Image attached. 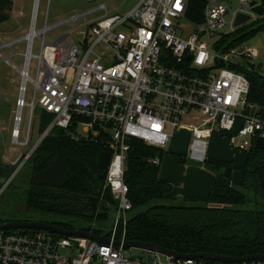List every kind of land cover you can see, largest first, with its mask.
I'll use <instances>...</instances> for the list:
<instances>
[{"label":"built area","instance_id":"1","mask_svg":"<svg viewBox=\"0 0 264 264\" xmlns=\"http://www.w3.org/2000/svg\"><path fill=\"white\" fill-rule=\"evenodd\" d=\"M38 1L33 2L28 32L0 44L1 49L26 42L22 67L7 60L21 76L12 142H30L35 112L39 124L42 112L50 118L27 156L55 127L73 126L75 138L108 134L110 157L91 215L84 228L70 229L107 241L46 230L3 229L0 264H264L257 259L227 262L165 255L164 260L143 261L128 257L123 246L132 210L124 180L132 139L168 154L179 130H188L185 166L189 160H207L214 132H221L235 151L248 152L256 139L264 141V119L256 114L257 106L248 103L249 81L236 69L254 64L260 71L253 61L258 49L240 43L224 50L223 42L225 35L264 20L263 0H198L200 6L189 0H139L123 13L111 12L102 0H84V10L36 29ZM239 15L247 19L236 24ZM66 24L79 29L76 36L67 28L46 43L47 30ZM34 36L40 37L37 54L31 52ZM31 57L37 59L33 78L28 74ZM27 81L33 85L28 102ZM24 108L29 119L21 140ZM237 120L240 128L229 136ZM166 154L150 156L147 162L161 167ZM101 212L106 217H100Z\"/></svg>","mask_w":264,"mask_h":264},{"label":"trees","instance_id":"2","mask_svg":"<svg viewBox=\"0 0 264 264\" xmlns=\"http://www.w3.org/2000/svg\"><path fill=\"white\" fill-rule=\"evenodd\" d=\"M189 2L200 6L198 0ZM11 4L10 0H0V23L9 19L5 11L11 9ZM263 10L264 0L260 12ZM263 31L264 20L241 27L225 35L223 42L227 44L224 50ZM236 69L249 81L248 103L257 106L256 114L264 119V74L254 64ZM49 118L48 113H41L39 131ZM72 133L73 126L53 128L33 151L29 168L34 173L60 158L74 179L61 189L34 185L29 181L25 191L29 211L40 217L38 221L66 230L84 228L81 221L89 219L91 210L84 212L74 200L94 192L92 183H97L100 171L96 159L100 152L108 149L107 133L81 138L73 137ZM130 143L124 172L132 202L126 226L127 240L144 241L184 254L212 253L232 257L264 254V209L258 205L259 201L264 203V149H258L254 144L250 146L241 186H231L226 194L210 193L204 199L181 197L185 202L174 204L171 202L176 196L169 195L172 185L160 181V167L147 162L148 157L163 156L168 151L148 146L137 139ZM179 162L185 164L186 160L181 157ZM211 163H216L212 167L215 173L226 165L208 159L205 161L207 166ZM105 199L111 200L108 193H105ZM99 216L106 217L102 212Z\"/></svg>","mask_w":264,"mask_h":264},{"label":"rangeland","instance_id":"3","mask_svg":"<svg viewBox=\"0 0 264 264\" xmlns=\"http://www.w3.org/2000/svg\"><path fill=\"white\" fill-rule=\"evenodd\" d=\"M13 6L6 10L9 19L0 23V44L3 41L14 40L23 36L29 30L30 13L33 8L34 0H12ZM139 0H102L108 9L115 12L123 13L131 6L136 4ZM237 6V1L232 3V7ZM48 8V19L45 22V13ZM87 8L84 0H39L37 8V20L35 28L41 29L44 24H54L58 20L65 18L71 14L80 12ZM71 29L70 33L76 36L78 28H74L73 24H66L57 26L46 31V43H51L54 40V34L63 31L64 29ZM25 41L14 43L11 47L0 49V176H4L5 183H0V213L8 210V203L12 201L14 204L25 203V191L28 188L31 170L30 160H22L16 168L5 167L6 164L14 161V156L17 152L26 153L27 150L37 141L40 136L39 121L35 115L32 119L30 142L27 145L14 144L11 139V129L13 127V116L16 110V101L19 96V86L21 76L6 60H10L17 67H22L24 64ZM243 46L247 48L255 47L260 51V55L253 61L262 62L264 72V31L256 34L254 37L244 41ZM40 49V37L34 36L31 52L37 54ZM37 59L31 57L28 65V74L30 77L36 75ZM33 95V85L31 82L26 83V92L24 99L28 102ZM29 119L28 108L22 110V122L19 127L20 139H24L27 124ZM189 164L200 165L207 171H213L212 167L205 165V162H197L189 160ZM212 173V172H211ZM11 177V178H10ZM11 199H9V198ZM3 200H6V208L2 206ZM185 202L181 196H176L171 203L178 204ZM259 208L264 209V203L259 201ZM3 211V212H4ZM45 218V217H44ZM43 218V219H44ZM125 254L128 257L150 261V260H164V255H154L148 251L136 248H127Z\"/></svg>","mask_w":264,"mask_h":264},{"label":"water","instance_id":"4","mask_svg":"<svg viewBox=\"0 0 264 264\" xmlns=\"http://www.w3.org/2000/svg\"><path fill=\"white\" fill-rule=\"evenodd\" d=\"M247 19V16L239 15L236 24H239ZM241 125L240 120H237L233 129L228 133L229 136H234ZM190 132L186 129H180L177 137L172 141L169 153L163 158L158 179L172 185L169 192L170 196H181L184 198L204 199L210 193L214 195L226 194L231 186H241L244 175V168L249 158L246 151H235L227 138L223 137L221 132H214L209 141L207 150V159L214 162H223L231 164L225 167L217 174L211 173L201 166L180 163L178 156H184L187 153ZM254 146L258 149H264V141L256 139ZM26 154H20L15 161L8 164V168H16L19 163L26 158ZM110 154L107 151H102L96 159L97 168L101 171L98 174L99 179L104 178ZM234 168V170L232 169ZM73 173L67 165L60 159L55 158L48 166L41 171L36 172L31 182L34 185H49L52 187H61L73 179ZM0 183L4 184L5 179L0 178ZM37 229L46 230L52 233H57L63 236L89 237L90 239L106 242L105 238L95 235L94 233L66 230L53 224L38 220L32 221H8L0 224V230L3 229ZM125 248H136L152 253H157L173 258H203L211 260H221L227 262H237L241 260L257 259L264 261V254H251L240 257L224 256L212 253L184 254L176 251L162 248L158 245L144 241H125Z\"/></svg>","mask_w":264,"mask_h":264},{"label":"flooded vegetation","instance_id":"5","mask_svg":"<svg viewBox=\"0 0 264 264\" xmlns=\"http://www.w3.org/2000/svg\"><path fill=\"white\" fill-rule=\"evenodd\" d=\"M20 154H26L27 155V153H20ZM19 154V155H20ZM18 155V156H19ZM31 155L32 154H30L29 156H27L26 158H24V159H29V160H31ZM182 156H178V159H180ZM16 160V159H15ZM14 160V161H15ZM10 164V163H9ZM7 165L8 164H6L5 165V167H7ZM211 167H214V166H216V163H211V165H210ZM227 166H231V164H226L225 166H223V169L225 168V167H227ZM45 169V168H44ZM43 169V170H44ZM222 169V170H223ZM233 170H234V168H232ZM31 170V169H30ZM41 171V170H40ZM221 171V170H220ZM31 172H32V170H31ZM36 172H38V171H36ZM36 172H34V173H31V176H30V181H31V178H32V176L36 173ZM99 172H101V171H99ZM210 172H212V173H214V174H217V173H215V172H213V171H210ZM99 174V173H98ZM104 174H105V172H104ZM74 176V175H73ZM3 177L4 176H0V178L1 179H3ZM104 177H105V175H104ZM97 178H98V175H97ZM73 179H74V177H73ZM72 179V180H73ZM104 179V178H103ZM103 179H99L98 178V180H97V183L95 184V185H93V183H92V187H94L93 188V190H94V192L92 193V194H90V196H88V197H83V198H80L79 200H77V199H75V198H73V199H75L74 201L76 202V205L81 209V210H83L84 212H88V211H90L91 209H92V207L94 206V204H95V200H96V197H97V191H98V186L100 185V181L102 180L103 181ZM71 180V181H72ZM71 181H69V182H71ZM69 182H67L66 184H68ZM65 184V185H66ZM65 185H63V186H61V187H52V186H49V185H44V186H49V187H51V188H54V189H61V188H63ZM9 198V197H8ZM9 199H11V198H9ZM2 206H4L5 208H6V200H3V202H2V204H1ZM8 206V210L7 211H1V213H0V219L1 220H3V222L2 223H4V222H8V221H32V220H38V219H40V217L39 216H37L36 214H33L32 213V211L30 212L29 211V206H28V204L26 203V199H25V203L24 204H14L12 201H10V203H8L7 204ZM70 221H74L73 219H71ZM86 218H85V220H82L81 222V224L84 226V224L86 223ZM71 223H73V222H71ZM1 224V223H0Z\"/></svg>","mask_w":264,"mask_h":264},{"label":"crops","instance_id":"6","mask_svg":"<svg viewBox=\"0 0 264 264\" xmlns=\"http://www.w3.org/2000/svg\"><path fill=\"white\" fill-rule=\"evenodd\" d=\"M11 1V5L13 6V1L12 0H10ZM11 6V7H12ZM107 6V5H106ZM108 8V7H107ZM110 11H111V9H110ZM111 12H115V11H111ZM10 41V40H9ZM258 52H259V54H258V56L260 55V51L258 50ZM9 60V59H8ZM6 62H8L7 60H6ZM257 64H258V67H259V69H260V71L264 74V72L261 70V68H263V63L260 61H258V62H256ZM9 64V63H8ZM17 70V69H16ZM12 130V129H11ZM11 139H12V137H11ZM15 144V143H14ZM27 152H28V150H27ZM26 152V153H27ZM21 152H17V154L14 156V160L18 157V155L20 154Z\"/></svg>","mask_w":264,"mask_h":264},{"label":"bare ground","instance_id":"7","mask_svg":"<svg viewBox=\"0 0 264 264\" xmlns=\"http://www.w3.org/2000/svg\"><path fill=\"white\" fill-rule=\"evenodd\" d=\"M163 153V152H162ZM200 166V165H199ZM11 178V177H10ZM159 255V254H158Z\"/></svg>","mask_w":264,"mask_h":264}]
</instances>
